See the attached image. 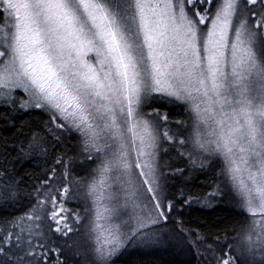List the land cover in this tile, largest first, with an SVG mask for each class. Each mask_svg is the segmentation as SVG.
Here are the masks:
<instances>
[{
	"label": "snow or ice",
	"instance_id": "1",
	"mask_svg": "<svg viewBox=\"0 0 264 264\" xmlns=\"http://www.w3.org/2000/svg\"><path fill=\"white\" fill-rule=\"evenodd\" d=\"M264 0H0V101L23 90L21 107L43 108L58 128L80 134L97 167L79 182L83 215L68 185L52 189L16 231L0 235V256L49 264L40 221L67 237L89 219L93 264L167 220L156 155L167 115L140 106L160 94L187 105L191 132L181 155L222 159L223 175L252 221L248 254L264 253ZM152 115V114H149ZM75 194V193H74ZM213 192L210 195L215 196ZM16 248L17 253H10ZM264 259V256H262ZM62 264V261H61ZM219 264H236L224 254Z\"/></svg>",
	"mask_w": 264,
	"mask_h": 264
},
{
	"label": "trees",
	"instance_id": "2",
	"mask_svg": "<svg viewBox=\"0 0 264 264\" xmlns=\"http://www.w3.org/2000/svg\"><path fill=\"white\" fill-rule=\"evenodd\" d=\"M260 40L264 50V39ZM19 97L16 94L6 102L0 101V235L16 231L14 226L20 218L52 189L71 186L68 206L81 215L91 205L79 182L91 179L96 166L88 159L82 137L74 130L58 128L51 113L43 108H22ZM140 111L148 119L157 112L166 114L167 121H160L162 131L175 134L174 141L164 149L167 163L160 165L163 176L159 180L166 196L163 203L173 207L166 213V221L160 220L153 226L159 230L158 236L139 244L129 241L110 258L109 264H219L225 253L234 256L236 264H264V260L259 262L248 255L244 245L232 249L233 240L239 238L251 216L244 206L237 205L233 196L212 198L210 194L219 181L216 168H206L190 158L189 164L186 156L181 155L184 149L176 140L182 139L177 132L188 130L192 118L187 105L155 94L144 99ZM168 161H172L171 166ZM223 165L220 163L221 169ZM207 194L213 205L200 204ZM84 221L74 227L79 229ZM39 223L43 236L37 239L59 250V258L51 255L49 264H93L90 248L85 254L79 245V231L64 237L50 231L54 225L47 218ZM18 251L10 249V253ZM16 260L15 256L11 261L0 256V264H16ZM25 264H29L28 259Z\"/></svg>",
	"mask_w": 264,
	"mask_h": 264
},
{
	"label": "rangeland",
	"instance_id": "3",
	"mask_svg": "<svg viewBox=\"0 0 264 264\" xmlns=\"http://www.w3.org/2000/svg\"><path fill=\"white\" fill-rule=\"evenodd\" d=\"M261 44H262V42L258 38L256 47H255V50H256V53H257L258 57H264V52H263L264 50L261 49ZM16 94H19V96H20L19 98L21 99V101H20L21 103L24 100L27 99V94L24 93L23 90H19V89L16 90L14 92L13 96H15ZM152 95H155V94H152ZM157 95H160V94H157ZM27 107L30 108L32 106L29 105ZM142 114L145 116L146 119H148L147 115H145L144 113H142ZM192 119H193V116H192V118L189 121V125L187 126L188 130H185L183 132H177L178 135H180L182 138H184V137H186V136H188L190 134ZM160 131L163 132L162 128L160 129ZM168 142L169 141H167V140L163 139V137H161V139L159 141V147L157 149L156 165H157V173H158V177H159L160 181H162V176H163V174L161 172V169H160V165L164 166V164L167 163L165 158H164V149H165L166 145L168 144ZM184 156H186V158L188 159L189 164H190V161H189V158H190L191 161H196V162H198L201 165L204 164L206 168H216V170H217V178L219 179V181L217 182V186L215 187V190L213 191V192H216L217 194L215 196H212V198L221 199V198H227L228 196L229 197L233 196V197L236 198V199H233V200L237 203V205L239 207H243L244 206L242 201H241V199L236 195L235 191L233 190L231 184L226 181V179H225V177L223 175V169L220 168V163H221V166L223 164V161H222L221 158L209 156L207 154H201V153H198V152L197 153H193L191 155V157H189L186 154H184ZM168 163L171 166L172 161L171 162L168 161ZM97 164H98V161L96 163H94V166L97 167ZM160 181H159V184H160V187H161L160 195H161V198L163 200V197L165 198L166 196H165L164 186H163L162 183H160ZM89 202H90V199H89ZM210 202H211V197L209 196V194H207V196L204 197L203 202H200V204L201 203L202 204H204V203L208 204ZM210 205H213V202H211ZM243 209L249 214V212L246 210V208H243ZM250 216H251V218L249 219L247 225L242 230L239 238L237 240H233L234 241L233 242L234 246H231L232 249L238 250V247H240L239 249H241L242 245H244V247L246 248L245 252L247 254H248V251H247L248 243H247L246 237L248 236V234L251 231L252 221L260 219V215L259 214H257L256 216H253V215L250 214ZM88 223H89V219H85V221L82 222V224H81L82 226L79 228V232H78L79 245L85 251V254L87 253L88 249L90 248L89 247L90 241L88 239V236H89V233H88L89 225H88ZM158 234H159V230L155 229V228H152L151 234L148 237H144V238H140V239H133V243L134 244H139L140 241L145 240V239L154 238V237L158 236ZM74 240L76 241L77 239L75 238ZM262 256H264V253H261L259 250H257L256 255H255L256 260L259 261V262L264 260V259H262Z\"/></svg>",
	"mask_w": 264,
	"mask_h": 264
}]
</instances>
